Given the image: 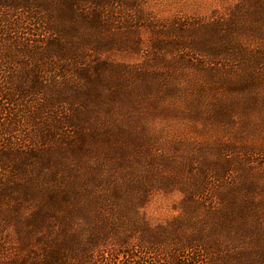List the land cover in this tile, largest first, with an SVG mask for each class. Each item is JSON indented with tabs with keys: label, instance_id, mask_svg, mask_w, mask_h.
Here are the masks:
<instances>
[{
	"label": "rangeland",
	"instance_id": "1",
	"mask_svg": "<svg viewBox=\"0 0 264 264\" xmlns=\"http://www.w3.org/2000/svg\"><path fill=\"white\" fill-rule=\"evenodd\" d=\"M177 260L264 264V0H0V264Z\"/></svg>",
	"mask_w": 264,
	"mask_h": 264
},
{
	"label": "trees",
	"instance_id": "2",
	"mask_svg": "<svg viewBox=\"0 0 264 264\" xmlns=\"http://www.w3.org/2000/svg\"><path fill=\"white\" fill-rule=\"evenodd\" d=\"M13 80L16 82V83H14L16 86L15 87H12V88H8L9 90H12L14 93H12V94H8V96L10 97V98H12V97H15V93L16 92H18V91H22L23 90V87H22V85L20 84V82L21 81H19V80H17L15 77L13 78ZM8 92V91H7ZM32 92V91H31ZM184 251H185V249L184 250H182V251H178V253H184ZM192 255H190V257H189V261H195L196 262V260H195V253H191ZM188 261V262H189ZM177 263L176 264H185V263H179V261L177 260L176 261ZM175 264V263H174Z\"/></svg>",
	"mask_w": 264,
	"mask_h": 264
}]
</instances>
